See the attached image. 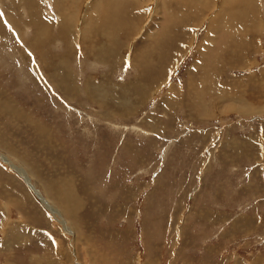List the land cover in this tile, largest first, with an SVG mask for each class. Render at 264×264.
Instances as JSON below:
<instances>
[{"label": "rangeland", "instance_id": "1", "mask_svg": "<svg viewBox=\"0 0 264 264\" xmlns=\"http://www.w3.org/2000/svg\"><path fill=\"white\" fill-rule=\"evenodd\" d=\"M122 1L0 0V264H264V0Z\"/></svg>", "mask_w": 264, "mask_h": 264}, {"label": "bare ground", "instance_id": "2", "mask_svg": "<svg viewBox=\"0 0 264 264\" xmlns=\"http://www.w3.org/2000/svg\"><path fill=\"white\" fill-rule=\"evenodd\" d=\"M56 1V3H54L55 5H57L58 4V0H55ZM67 1V0H66ZM68 1H70L71 2V5H72V7L74 8V10L72 9V12L71 13H69V16L70 15H72V16H74V15H76L77 14V8H79V6H81V4H82V2H83V0H68ZM105 2H109V0H104ZM131 1H133V3H134V5H132L131 6V8L130 7H128L127 6V8H129V10L128 11H126V13H123V14H121L120 15V17H115L114 18V16L113 15H111L109 12H112L111 10H108L109 12H106V14L104 15L103 14V12L105 11V10H99L98 12H96V10L95 11H92V10H94L95 8L92 6L91 8V10H89L87 13H86V17L88 16V22L86 23V26L85 27H83V31H82V37L84 38L85 37V40H83V41H85L84 42V44L86 43V45H87V52H88V55H90L91 57H93V59H94V57H96L97 59H98V56H100V55H98L99 54V52H102V53H104V52H106L107 54L108 53H110V51H114L110 56H111V59L110 60H113L112 62H118L122 57L120 56V49H122L123 47H118V46H116V44L118 45V41H120V39H119V37L117 38V39H119L118 41H117V39H116V33L117 34H120L121 35V33H122V35H124L125 34V36L126 37H128V38H130L131 39V37L134 35V33H135V31H137V27L134 25L133 26V23H132V21H131V19L133 18V16L131 15L134 11H136V6H138L139 5V3H141V2H143L144 0H131ZM146 1V0H145ZM160 1V0H159ZM101 2H103V0H100V3ZM119 2H123L122 0H119ZM128 2V1H127ZM126 2V3H127ZM129 2H130V0H129ZM164 2H166V3H168V4H174L175 5V3H176V6H181V7H188V2H182L181 0H173V1H171V0H164ZM245 2H246V0H238L237 2H235V4H237L238 6H240V7H243L244 5H245ZM88 3V2H87ZM86 3V4H87ZM141 5V4H140ZM139 5V6H140ZM158 5V4H157ZM165 5V4H164ZM138 6V7H139ZM155 6H156V4H155ZM97 8L99 7V6H96ZM67 8V7H66ZM89 8H90V6H89ZM100 8V7H99ZM140 8V7H139ZM69 9H71V7L69 8ZM188 9V8H187ZM65 7H63V8H61V11H59V10H57V12H59V13H61V15H62V17L64 18L65 17V15H66V12H67V10H66V12H65ZM98 10V9H97ZM124 10H126V9H124ZM154 10H155V7H154ZM158 10V9H157ZM79 11V10H78ZM92 11V12H91ZM160 11V10H159ZM194 11V10H193ZM122 15H124L125 17H124V19H123V22L122 23H120V21H119V18H121V16ZM134 15H135V13H134ZM77 16V15H76ZM113 16V17H112ZM118 16V15H117ZM224 16V15H223ZM32 18H33V22H34V18L35 19H38L37 18V16H35V13L32 15ZM219 17L217 16V19H218ZM219 20V19H218ZM223 20V19H222ZM130 21H131V23H130ZM33 22H31L32 24H33ZM228 22H231V21H228ZM227 22V23H228ZM232 24H236L234 21L233 22H231ZM34 25V24H33ZM218 25H219V23H218ZM217 25V26H218ZM36 26V25H35ZM41 26V28H42V25H40ZM214 27V28H218V27ZM230 27H233L234 29H236V27L235 26H230ZM67 28H63L62 26H59V30H58V37L60 36V35H62V37H65L66 35H67V33L69 32H67V30H66ZM40 31V30H39ZM208 36V35H207ZM211 36V35H210ZM57 37V38H58ZM52 38V37H51ZM144 39V38H143ZM131 41V40H130ZM129 41V42H130ZM233 40H232V38H230V43L232 42ZM117 42V43H116ZM129 42H126L125 44H124V46H127L128 44H129ZM116 43V44H115ZM35 44V43H34ZM38 44V43H37ZM46 44V43H45ZM121 44V43H120ZM119 44V45H120ZM44 45V44H43ZM115 45V46H114ZM221 47H223V46H221ZM230 47V44H229V46H228V48H227V50H226V52H229L230 51V53H232V57H235V55H234V52L235 51H233L232 52V50H234V49H232V48H229ZM71 50H72V48H71ZM122 51V50H121ZM86 52V53H87ZM106 54V55H107ZM105 55V56H106ZM220 55V54H219ZM123 56V55H122ZM154 56V55H153ZM104 57V56H103ZM146 57V56H145ZM53 58V57H52ZM51 58V59H52ZM108 58V57H107ZM148 58H150V56L149 57H147V59ZM154 58V57H153ZM104 59H106V58H104ZM53 60V59H52ZM103 60V59H102ZM213 60H215V61H217L216 59H213ZM44 61V60H43ZM47 61V60H46ZM106 61V60H105ZM146 61V60H145ZM225 61V60H224ZM224 61H222L223 63H224ZM50 62V61H49ZM97 62V61H96ZM231 62H232V60H231ZM146 63L147 64H149L147 61H146ZM145 64V63H144ZM224 64H226V62L224 63ZM63 66L62 67H66L67 66V62H65V61H63V64H62ZM96 65V64H95ZM51 66L54 68V69H56V70H58V69H62L59 65H58V63L57 64H55V63H52L51 64ZM52 69V68H51ZM55 71V70H54ZM53 74H55V73H53ZM52 79V81L54 82V83H56L58 86H59V88L61 89V90H63L65 93V95L68 97V95H72V94H74V93H76V94H78V91L77 90H75V89H72V90H70V92H69V90H64L63 89V87H61L60 85H62L63 86V84H60V82L61 81H63L62 80V75L61 76H59V74H57V76H54L53 75V77L51 78ZM60 84V85H59ZM53 85H55V84H53ZM101 86L102 85H97V83L96 84H94V83H92V84H90L89 82H88V84H87V86L85 87V94L88 92V91H90L91 92V90L92 89H102L103 90V93L104 94H110L109 92H106V86L104 85L102 88H101ZM89 87H91L92 89L90 90L89 89ZM205 84H204V86H203V89H202V95H200L199 97H201V98H199V99H202V100H204V102H206V106L207 107H210V106H212L213 105V102H212V100L213 99H211L210 97V99L207 101V100H205L204 99V97H206V95L208 96V94H207V92H204V90H205ZM87 89V90H86ZM111 89V88H110ZM210 93V92H209ZM92 94V99H90L89 101H91V102H95V100H96V102H98V99L95 97V95H94V90H93V93H91ZM215 94V96L217 95V100H220V101H222V102H230V101H241V102H246L245 101V99H242L240 96H238L237 94L235 95V93H232L231 91L229 92V91H224V92H217V93H214ZM214 94L212 95V96H214ZM107 96V95H106ZM99 97V96H98ZM100 98V97H99ZM245 98V97H244ZM95 102V103H96ZM208 102V103H207ZM216 102V101H215ZM219 102V101H218ZM202 102H199L198 101V104H197V106L198 105H200ZM229 105V104H228ZM236 105V104H235ZM235 105H233V104H230L228 107H230V106H232L233 107V109H234V106ZM236 106H239L238 104L236 105ZM246 106H248L247 104H246ZM213 107V106H212ZM252 107V106H251ZM236 108H238V107H236ZM235 108V109H236ZM241 109L242 108H245V107H240ZM247 108V107H246ZM210 109V108H209ZM228 109V108H227ZM230 109V108H229ZM234 109V110H235ZM248 109H249V106H248ZM215 109L213 108V111H214ZM230 110H232V109H230ZM250 110V109H249ZM251 110H253L252 108H251ZM257 110V109H256ZM209 111H211V110H209ZM216 111V110H215ZM212 112V111H211ZM218 113V112H217ZM250 113H252V112H250ZM213 114V113H212ZM67 193V192H66ZM38 197V196H37ZM65 198H68V197H65ZM44 201V200H43ZM258 261V260H257Z\"/></svg>", "mask_w": 264, "mask_h": 264}]
</instances>
